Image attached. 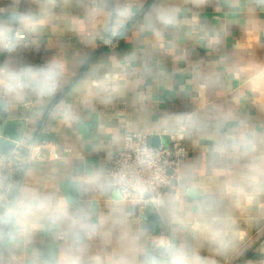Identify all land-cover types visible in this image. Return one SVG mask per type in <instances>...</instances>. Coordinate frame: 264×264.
Masks as SVG:
<instances>
[{"label":"crops","instance_id":"0c3cea01","mask_svg":"<svg viewBox=\"0 0 264 264\" xmlns=\"http://www.w3.org/2000/svg\"><path fill=\"white\" fill-rule=\"evenodd\" d=\"M123 9L131 15L108 48L103 41ZM161 11L174 22L163 24ZM0 30L12 37L11 49L0 48V68L39 69L53 60L64 65L52 96L0 97V138L54 147L60 158L30 163L17 185L70 197L93 223L103 221L85 242L80 264L131 260L140 249L151 258L150 234L168 235L210 264H264V191L250 203L226 192L245 165L264 159V0H0ZM105 76L122 78L110 102L93 86ZM65 111L78 117L71 126ZM188 113L201 116L202 131L185 136L188 157L180 177L194 173L198 186L185 193L180 179L168 194L184 201L193 217L192 204L205 190L219 201L213 212L231 227L227 250L191 230L173 233L157 207L149 210L158 217L154 224L147 213L140 220L129 203H113L121 201L116 191L85 197L73 183L78 175L107 170L126 132L168 135L164 119ZM238 134L254 140L256 150L244 154L242 148L231 158L209 154L215 140ZM28 153L24 149L22 158ZM57 232L37 231L27 244L0 238V264H62L67 245Z\"/></svg>","mask_w":264,"mask_h":264},{"label":"clouds","instance_id":"9594fccd","mask_svg":"<svg viewBox=\"0 0 264 264\" xmlns=\"http://www.w3.org/2000/svg\"><path fill=\"white\" fill-rule=\"evenodd\" d=\"M130 15L129 9L118 11L113 35L118 34L117 29ZM158 18L163 24H170L175 20L174 15L167 11H161ZM24 23L28 25L31 21ZM11 47L12 37L9 32L0 30V48ZM64 71V65L56 60L39 69L0 68V97H9L17 102H23L29 94L40 99L50 97L59 88ZM120 79L122 78L105 76L102 80L95 81L93 86L98 95H105L106 102H110L121 88ZM209 80L210 77L205 78V84L201 87L206 86ZM63 107L61 105V108ZM63 119L71 126L78 117L71 111H65ZM163 125L169 134L191 137L202 131V118L197 113L170 115L164 119ZM129 146L135 153L132 164L116 172L94 169L90 174L76 176L73 183L79 185V193L87 197L117 191L122 199L113 203H135L140 201L145 192H154L153 182L146 180L142 173L157 167V154L143 144ZM242 148L244 154H247L256 150V144L247 134L229 135L215 140L209 154L231 158L240 153ZM177 179L184 180L181 187L185 189V193L187 188L198 186L194 173H187ZM248 188H252L253 192L249 193ZM260 191H264V159L258 163L249 162L241 174L226 185L227 194L237 203L240 197H246L250 203L253 195ZM153 202L161 218L171 226L173 233L191 230L220 250L230 247L231 227L226 219L214 214L213 209L220 202L208 199L207 190L202 192L200 200L192 204L197 209L195 217L186 210L189 206L172 194L156 196ZM102 226L103 221L99 224L92 222L86 208L74 207L70 197L40 191L27 185L4 186L0 183V238L6 236L13 241L20 240L27 244L37 231L56 229L67 245V253L61 256L62 264H80L79 254L84 252L85 242L96 236ZM110 261L111 264H210L186 245H177L170 238L153 242L151 258L144 249H140L139 254L131 260L114 256L110 257Z\"/></svg>","mask_w":264,"mask_h":264},{"label":"built area","instance_id":"2783aa9c","mask_svg":"<svg viewBox=\"0 0 264 264\" xmlns=\"http://www.w3.org/2000/svg\"><path fill=\"white\" fill-rule=\"evenodd\" d=\"M117 35H112L108 40L103 41V45L108 48H113L116 44ZM158 136L160 143L158 146L151 145V138ZM162 137H168L165 143ZM146 145L157 154V167L143 172L146 180L153 182L155 191L145 192L139 202L125 201L132 205L138 214L140 220L143 219L145 213L153 208L156 204L153 202L156 196L163 197L172 190L178 182L180 171L183 163L188 157V149L185 142V136L181 137L176 134L154 135L149 132L131 133L126 132L123 138L122 147L114 153L109 159V167L107 171L116 172L134 162L135 153L133 148L129 145ZM24 149L28 150L27 158H22ZM59 159L60 155L53 147L45 142H39L29 145H24L22 142L16 141V146L8 154H0V183L4 186L9 184L17 185L18 176L24 171L25 167L32 162L45 161L49 159ZM117 192V191H116ZM120 197L121 194L117 192ZM122 199V197H121ZM170 238L163 234H150L148 236V243L153 245L154 241Z\"/></svg>","mask_w":264,"mask_h":264},{"label":"water","instance_id":"95a60500","mask_svg":"<svg viewBox=\"0 0 264 264\" xmlns=\"http://www.w3.org/2000/svg\"><path fill=\"white\" fill-rule=\"evenodd\" d=\"M163 141L166 143L168 137H162ZM160 143V138L158 136H154L151 138V145L152 146H158ZM16 146V142L12 140H8L5 137L0 138V154L6 155L8 154L11 150H13ZM147 217L153 219L154 224H156L155 220L158 219L156 215L153 214V212L148 211L146 214ZM153 228V227H151Z\"/></svg>","mask_w":264,"mask_h":264}]
</instances>
